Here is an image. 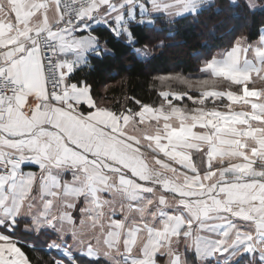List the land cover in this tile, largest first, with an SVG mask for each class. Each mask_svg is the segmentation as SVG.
<instances>
[{
  "label": "snow or ice",
  "instance_id": "snow-or-ice-1",
  "mask_svg": "<svg viewBox=\"0 0 264 264\" xmlns=\"http://www.w3.org/2000/svg\"><path fill=\"white\" fill-rule=\"evenodd\" d=\"M0 264H264V0H0Z\"/></svg>",
  "mask_w": 264,
  "mask_h": 264
},
{
  "label": "trees",
  "instance_id": "trees-1",
  "mask_svg": "<svg viewBox=\"0 0 264 264\" xmlns=\"http://www.w3.org/2000/svg\"><path fill=\"white\" fill-rule=\"evenodd\" d=\"M208 43L210 45L209 50L214 54L217 47L222 46L223 41L221 40H206L200 38L199 34L189 29L182 32L181 34V45L169 49L161 54L153 61L151 66L147 67L144 65H136L132 62L131 57L125 60L121 52L117 53V56L110 61L104 67V74L101 75L100 80L103 81L108 79V75L114 71H118L123 67L131 66L136 72L149 71L153 74L166 75L171 73H184L185 75L195 72L197 68V62L191 58L190 53L198 51L196 45H204Z\"/></svg>",
  "mask_w": 264,
  "mask_h": 264
}]
</instances>
